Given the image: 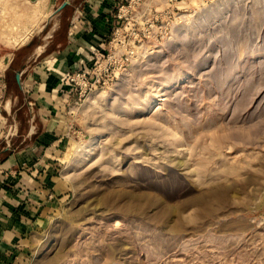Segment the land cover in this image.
<instances>
[{
  "label": "rangeland",
  "instance_id": "obj_1",
  "mask_svg": "<svg viewBox=\"0 0 264 264\" xmlns=\"http://www.w3.org/2000/svg\"><path fill=\"white\" fill-rule=\"evenodd\" d=\"M65 1L0 0V150L9 78L93 0ZM112 3L60 79L71 192L16 264H264V0Z\"/></svg>",
  "mask_w": 264,
  "mask_h": 264
},
{
  "label": "crops",
  "instance_id": "obj_2",
  "mask_svg": "<svg viewBox=\"0 0 264 264\" xmlns=\"http://www.w3.org/2000/svg\"><path fill=\"white\" fill-rule=\"evenodd\" d=\"M94 1L75 8L63 43L40 60L41 53L34 61L28 58L8 80L4 108L15 111L19 134L13 138L12 149L0 150V264H16L30 251L36 234L71 192L63 176V150L58 138L59 97L64 93L70 96V92H60V79L92 58L90 52L102 45L101 33L115 22L109 15L113 0Z\"/></svg>",
  "mask_w": 264,
  "mask_h": 264
},
{
  "label": "built area",
  "instance_id": "obj_3",
  "mask_svg": "<svg viewBox=\"0 0 264 264\" xmlns=\"http://www.w3.org/2000/svg\"><path fill=\"white\" fill-rule=\"evenodd\" d=\"M89 71H84L83 72V77L82 79L85 80L86 77L88 76ZM73 82H75V79H72ZM78 83V82H77ZM6 83H5V80H4V75L3 74H0V99L3 97V94L5 93V90H6ZM8 143H10V141H7Z\"/></svg>",
  "mask_w": 264,
  "mask_h": 264
},
{
  "label": "water",
  "instance_id": "obj_4",
  "mask_svg": "<svg viewBox=\"0 0 264 264\" xmlns=\"http://www.w3.org/2000/svg\"><path fill=\"white\" fill-rule=\"evenodd\" d=\"M70 3L69 0H66L59 8V11H61L65 6H67ZM17 79L20 82L21 81V72H18Z\"/></svg>",
  "mask_w": 264,
  "mask_h": 264
},
{
  "label": "bare ground",
  "instance_id": "obj_5",
  "mask_svg": "<svg viewBox=\"0 0 264 264\" xmlns=\"http://www.w3.org/2000/svg\"><path fill=\"white\" fill-rule=\"evenodd\" d=\"M39 1V0H38ZM35 2V1H34ZM39 4V2H36V5ZM44 103V102H43Z\"/></svg>",
  "mask_w": 264,
  "mask_h": 264
}]
</instances>
